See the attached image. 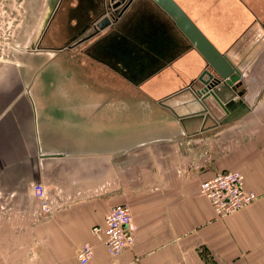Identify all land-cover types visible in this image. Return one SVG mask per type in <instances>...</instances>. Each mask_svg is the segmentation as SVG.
Wrapping results in <instances>:
<instances>
[{
  "label": "crops",
  "instance_id": "obj_1",
  "mask_svg": "<svg viewBox=\"0 0 264 264\" xmlns=\"http://www.w3.org/2000/svg\"><path fill=\"white\" fill-rule=\"evenodd\" d=\"M31 1L20 59L0 67V264H81L85 243L88 264H264L258 0H175L239 70L218 100L198 93L207 63L154 0ZM225 171L258 198L217 218L199 184ZM123 204L135 241L114 260L92 228Z\"/></svg>",
  "mask_w": 264,
  "mask_h": 264
},
{
  "label": "built area",
  "instance_id": "obj_2",
  "mask_svg": "<svg viewBox=\"0 0 264 264\" xmlns=\"http://www.w3.org/2000/svg\"><path fill=\"white\" fill-rule=\"evenodd\" d=\"M199 193L211 204L215 216L224 218L245 206L253 203L258 195L247 190L245 177L241 172L225 171L199 184ZM32 194L38 201L41 215L50 216L54 209L50 204L45 187L36 183L32 186ZM92 233L100 238L112 259L118 258L121 252L132 246L135 241L133 215L128 205H117L107 213L103 225H96ZM93 256V246L83 244L77 258L81 264H88Z\"/></svg>",
  "mask_w": 264,
  "mask_h": 264
},
{
  "label": "water",
  "instance_id": "obj_3",
  "mask_svg": "<svg viewBox=\"0 0 264 264\" xmlns=\"http://www.w3.org/2000/svg\"><path fill=\"white\" fill-rule=\"evenodd\" d=\"M154 1L174 20L176 26L207 63L208 69L203 70L199 76V81L204 87L198 93L211 94L218 100L212 87L223 82L228 85L235 83L240 78L239 70L225 54L216 48L175 0ZM109 23V18L105 16L97 23V27L102 29ZM204 76H207V79H204Z\"/></svg>",
  "mask_w": 264,
  "mask_h": 264
},
{
  "label": "rangeland",
  "instance_id": "obj_4",
  "mask_svg": "<svg viewBox=\"0 0 264 264\" xmlns=\"http://www.w3.org/2000/svg\"><path fill=\"white\" fill-rule=\"evenodd\" d=\"M2 1V3H1ZM5 1L9 3V8L6 7ZM180 3L181 0H179ZM194 2V1H193ZM260 2V3H259ZM192 3V2H188ZM183 4V3H182ZM6 7L0 12V67L3 64L16 62L19 58V50L24 40L27 37L32 25V1L31 0H0V6ZM185 10L191 15L190 9L185 5ZM258 16L261 18L264 13V0H258V6L255 9ZM263 17V16H262ZM202 29L207 32L203 24H200Z\"/></svg>",
  "mask_w": 264,
  "mask_h": 264
},
{
  "label": "flooded vegetation",
  "instance_id": "obj_5",
  "mask_svg": "<svg viewBox=\"0 0 264 264\" xmlns=\"http://www.w3.org/2000/svg\"><path fill=\"white\" fill-rule=\"evenodd\" d=\"M5 11V10H4Z\"/></svg>",
  "mask_w": 264,
  "mask_h": 264
}]
</instances>
